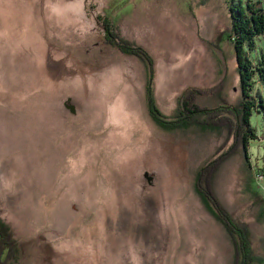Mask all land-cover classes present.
Returning <instances> with one entry per match:
<instances>
[{"label": "rangeland", "instance_id": "obj_1", "mask_svg": "<svg viewBox=\"0 0 264 264\" xmlns=\"http://www.w3.org/2000/svg\"><path fill=\"white\" fill-rule=\"evenodd\" d=\"M239 1L0 0V264H264V118L246 161ZM148 87L164 121L180 101L221 111L162 126Z\"/></svg>", "mask_w": 264, "mask_h": 264}, {"label": "trees", "instance_id": "obj_2", "mask_svg": "<svg viewBox=\"0 0 264 264\" xmlns=\"http://www.w3.org/2000/svg\"><path fill=\"white\" fill-rule=\"evenodd\" d=\"M249 1H252V3L247 2L246 5H243L242 2L239 1L237 5L231 8L232 13H233L232 14L233 42L235 46L236 56L239 62V73L241 76L240 78L242 82V94L244 98V102L242 105L243 108H240L241 109L240 110L241 119L239 120V122L241 121V124L249 126L251 128L247 130L245 133H243V136H242V148L245 154L246 161L249 160L250 158L248 140L250 141V140L258 138L257 132L251 126L252 117L255 113H258V114L260 113L264 118V97L262 96V94L259 93L257 100L253 98H251V100L248 99L249 97H251V94L254 93L256 84L259 85L258 84L259 79L264 81V55L262 54V56L258 57L259 59L256 60L258 61V65H256L255 68L250 67L251 62L248 61L247 59V57L251 55V52L253 50H256V47H257L256 39L264 35V0L263 1L262 0H256V1L249 0ZM112 33L113 32H110V34ZM119 43H120L119 45L120 48H122L124 52L126 51L129 54L131 53L130 51L132 49L129 48L130 46L128 45V43L125 44L121 41ZM133 49L135 51H132V52H134V54L138 56L143 63L147 62V64L150 65V68L148 67V72H149L148 78L150 80L147 82V83H150L151 81L155 79V72H156L155 65L152 66V58H150L151 56L149 55V53L147 52V50H145L143 46H133ZM147 94H149L148 103L154 106V104L152 103V98H151L153 91H151L149 87H148ZM184 97H186V95L181 96L180 100L181 98L183 99ZM179 105H182V109L180 110L181 117L179 116V118L176 119V121L174 120L164 121L163 119L164 116H162V114L160 113V110L157 109L155 106H154L155 108L154 107L151 108L152 116L153 118H155L156 121L159 122V125H162V126L163 125L175 126V127L177 126H180V127L198 126L200 128H205V127H202L203 123L202 121H200L201 115L198 113L202 112L206 117L210 118L211 115L213 114V111H212L213 109H214L213 115L215 116L217 113L216 117L219 115L218 111L219 112L221 111V110H218L217 107L216 108H208V107L201 108L197 104L194 107H191L188 105V100L185 102L180 101ZM234 110L237 111L239 114V109L234 108ZM231 112L233 113V110H231ZM182 114H186V115L189 114L191 117H189L190 119H188V117L185 119H182ZM194 114L196 115L197 119L191 120ZM236 117L239 118V115L235 116V118ZM212 118H215V117H212ZM177 120L178 122H181V124L175 123L177 122ZM209 126L216 127V125L213 123L210 124ZM198 193L204 198L205 203L208 205V208L211 210V212L215 214L216 218L219 219V221H221L218 215L222 217L224 214L222 215V213L219 210L218 203H216L214 200L215 198L213 196L211 187L209 188L205 186V187L198 188ZM228 217L229 218H226V219L233 226L236 225L233 219L231 218V216L228 215ZM221 219L223 220L222 223L229 230L230 227H229L228 221L227 220L224 221L223 218ZM235 232L237 235L241 234L240 231H238L237 229ZM4 233L5 232H3V234Z\"/></svg>", "mask_w": 264, "mask_h": 264}]
</instances>
